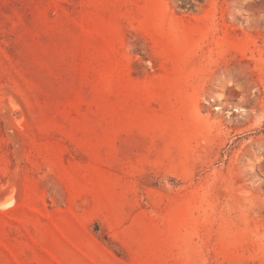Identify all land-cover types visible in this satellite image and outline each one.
Masks as SVG:
<instances>
[{
	"label": "rangeland",
	"instance_id": "rangeland-1",
	"mask_svg": "<svg viewBox=\"0 0 264 264\" xmlns=\"http://www.w3.org/2000/svg\"><path fill=\"white\" fill-rule=\"evenodd\" d=\"M0 264H264V0H0Z\"/></svg>",
	"mask_w": 264,
	"mask_h": 264
}]
</instances>
